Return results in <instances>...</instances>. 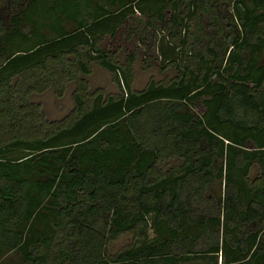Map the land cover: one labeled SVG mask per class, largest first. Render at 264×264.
I'll return each instance as SVG.
<instances>
[{
	"label": "trees",
	"instance_id": "1",
	"mask_svg": "<svg viewBox=\"0 0 264 264\" xmlns=\"http://www.w3.org/2000/svg\"><path fill=\"white\" fill-rule=\"evenodd\" d=\"M138 59L175 75L134 90ZM91 63L118 93L90 86ZM70 83V116L48 118L35 98ZM9 254L264 264V0H0V264Z\"/></svg>",
	"mask_w": 264,
	"mask_h": 264
},
{
	"label": "rangeland",
	"instance_id": "2",
	"mask_svg": "<svg viewBox=\"0 0 264 264\" xmlns=\"http://www.w3.org/2000/svg\"><path fill=\"white\" fill-rule=\"evenodd\" d=\"M121 59H124V56H122ZM90 68V73L83 75V77L92 88H100L106 94L118 93V86L114 81L113 75L107 69L96 63H91ZM133 70L134 75L132 80V88L137 91L142 90L152 79L157 82H164L172 79L175 75V70L171 67H168L166 70L161 71L156 63H152L149 67H145L141 64V61L139 59L133 65ZM74 88L75 84L70 83L64 89V92L60 97L53 90L48 89L40 96H37L35 99L40 100L44 112L48 118L61 121L70 116L74 107ZM251 178H256V175H254L253 173L251 175ZM132 241V234H123L117 240L111 242L110 250L112 253L116 252L119 249L130 245ZM7 261L9 264H25L22 263V261L18 257L12 254L8 255ZM220 264L222 263L220 262Z\"/></svg>",
	"mask_w": 264,
	"mask_h": 264
}]
</instances>
